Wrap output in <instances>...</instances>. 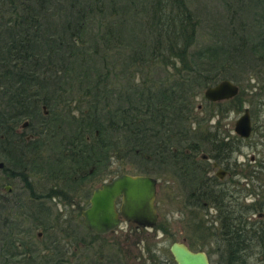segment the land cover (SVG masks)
Segmentation results:
<instances>
[{"label": "trees", "instance_id": "obj_1", "mask_svg": "<svg viewBox=\"0 0 264 264\" xmlns=\"http://www.w3.org/2000/svg\"><path fill=\"white\" fill-rule=\"evenodd\" d=\"M93 1L97 7L99 2ZM160 1L150 4L144 24L146 31L143 35H147L149 43L142 42L131 46L130 63L126 62V67L131 64L137 68L147 64L148 60H153L166 71V77L156 82L142 78L135 83L136 75L133 73L129 76L126 88L118 91V88H111L107 82L108 70L105 69L103 74L95 71L93 78L78 81L79 88L75 94L66 87H47V91L41 95L37 89L45 81L49 86V82L54 79L48 80L46 76L50 67L47 64L52 55L58 53L62 46L69 49L76 47L71 38L66 40L62 35L53 39L47 35L49 6H62V11H65L60 12L62 17L73 15L70 21L74 23V29L86 12L77 6H68L72 12H67L66 5L57 0H0V145L5 143L6 146H12L11 139L24 135L43 138L55 137L57 134L60 135V138H55L58 140L59 152L64 154L63 161H69L67 167L75 170L79 166L86 170L89 164L105 160L108 148L103 142L102 133H117L116 140L120 139L125 156L132 153L134 156L143 157V160L151 161L156 155H161V160L172 167V173L189 189L186 195L189 199L185 202L187 206H198L205 211L212 207L210 211L214 215L213 218L209 217L208 227L213 231H208V234L214 238L212 243L216 242L219 249L228 252L226 256L218 258V264H264V218L252 219V214L264 211V186L256 184L253 179L259 176L264 178V163L258 160L257 164L254 161L256 165L250 164V169H244L243 175L248 183L243 184L251 185L244 190L254 197L241 204L229 200L228 178L220 181L214 175H207L204 166L206 160L202 158L206 155V159L225 164L224 168L229 171L233 165L229 159L238 151V144L247 142L252 145V135L257 133L258 127L262 130L260 136L264 138V126L257 125V119L255 120L259 112L257 101L248 107L254 124L251 127L252 133L244 139L237 134L234 139H230L217 132L214 127L218 126L215 125L213 129L201 127L200 120H196L198 112H194L196 107L192 101L201 87L204 89L223 78L234 81L239 92L233 98L223 99L221 102L206 101L204 106L208 107L226 103V107L215 116L220 117L224 112L231 111V108L241 109L240 104L243 102L240 97L246 90L251 94V102L257 97L263 106L264 0L254 1L258 7L254 25H247L241 14L239 23L237 19L240 17L230 12L233 19L230 24L232 27L227 33L228 39L210 44L203 50L194 49L197 42V20L189 8L185 7L183 0H165L164 4ZM87 9L91 11L90 6ZM70 21H65L67 24L63 30L69 31ZM234 23L238 27H234ZM136 37L137 35L134 39ZM105 55L101 57L104 68ZM251 80L254 82L249 84ZM110 98L117 103L112 110L108 106ZM73 99L77 104L74 107L69 105ZM40 104L43 117L36 119L35 114ZM49 105H52L53 113L47 116L43 108ZM75 109L78 113L76 118L60 115ZM26 118H29L28 124L21 128L20 125ZM42 118L45 120H41ZM102 119L105 124L100 121ZM201 142L206 145L205 151L197 154L203 146ZM260 145V151L264 155V140ZM21 155L26 154L7 148L0 152V159L6 165L16 164L15 168L21 172ZM157 158L160 159L159 156ZM173 161L175 164H172ZM122 165L115 168L113 173L130 171ZM27 189L24 194L17 193L13 197L6 194V197H0V204H3L0 206V241H3V246L10 236L28 235L31 229L39 225L42 233L47 235L46 240L51 245L54 244L52 250L60 249L56 244L57 237L78 236L76 231H72L73 227L78 230L80 225L71 217L62 219L63 214L54 213L50 206L22 205L27 200L38 202L52 195L39 187ZM86 195L88 192L83 197ZM10 201L17 203L16 208L8 206ZM27 221L30 223L27 224ZM159 223L155 226L163 230ZM202 236L205 237L204 234ZM200 243L201 246L205 245L204 240ZM255 248L258 255L253 260L252 251ZM49 264L61 263L56 256L51 255Z\"/></svg>", "mask_w": 264, "mask_h": 264}, {"label": "rangeland", "instance_id": "obj_2", "mask_svg": "<svg viewBox=\"0 0 264 264\" xmlns=\"http://www.w3.org/2000/svg\"><path fill=\"white\" fill-rule=\"evenodd\" d=\"M58 2H62L63 5H66V11L72 12L69 10L68 6L71 8H75L77 6L80 10L83 9L86 14L84 15L80 22H77L78 25L76 29L73 28L74 23L70 21L73 15L70 17L65 16L62 17L59 14L62 11V6H57L55 4H51L49 6L50 16L48 18L49 28H47V35L51 36L53 39L61 37L62 35L67 40L71 38L76 45L72 49L62 46V49H59L58 53L53 54L50 62L47 64L49 67V71L46 76L49 79H53V81L49 82V86L47 85V81L43 82V85L38 90V93L41 95L44 91L50 89H58L60 87L66 89H70L72 94H75V91L78 90V81L82 82L83 79L93 78V72H99L103 74L105 69L108 70L107 82L109 83L111 88H118V91L126 88L128 84L129 76L134 73L136 75L135 83L146 79L149 81H157L166 77V71H163V68L159 66V63H155L150 60L147 64L142 66H137L129 64L128 68L126 67V62H129V56L131 55V46L138 43H146L147 35L143 34L146 31L144 26L145 21L148 17V12L150 11L149 6L151 3H154L156 0H97L99 4L95 7V2L93 0H57ZM255 0H183L185 7L189 8L192 16L195 20H197V42L194 44V49L200 48V50L205 49L206 46L213 45L214 43H220L228 39V30L232 27L230 24L232 23V16L230 12L239 16L237 20L241 19L245 20L247 25L251 26V23L254 25L255 20L258 16V7L254 4ZM161 4H164L165 0L160 1ZM169 4V1H168ZM88 6L91 7V11H88ZM169 7V5L167 6ZM99 8L100 10H97ZM101 11V12H99ZM60 17V19L58 18ZM66 20L71 22L69 25V31L63 30ZM240 23V21H239ZM62 25V26H61ZM234 27H238L237 24H233ZM118 27V28H117ZM137 35L136 39L134 37ZM133 43H132V41ZM106 54V55H105ZM105 55L106 66L103 67L101 63V57ZM130 63V62H129ZM107 67V68H106ZM47 68V67H46ZM134 68H136V72H134ZM170 69V68H169ZM111 70V71H109ZM146 74V75H145ZM127 80V82L125 81ZM254 80L249 81V84H252ZM209 86V85H208ZM48 87V88H47ZM203 87H201L198 95L192 99L194 101V112H198L196 115V120H200L202 123L201 127L213 129L212 127L218 126L214 129L222 133V135H227L228 138L234 139L236 133L233 131V125H235V119L243 113V108L246 106L249 107L250 104L254 103L256 100V107L259 110L257 115L255 116V120L257 119V125L264 126V104L261 105V100L257 97L251 102V94L248 90H246L240 99L243 103H241V109L235 110L231 108V111L224 112L220 117L215 116L219 110H223L226 107V103L223 102L221 104H217L213 106H204L206 104V100L203 98ZM60 100V99H59ZM75 99L70 100V106L77 105L74 102ZM53 102V101H52ZM115 102V101H114ZM112 102V99H108L109 110L115 109L116 104ZM238 102H236L237 104ZM79 107V106H78ZM44 110H46V115L53 113L52 105L44 106ZM41 104L38 106L37 113L35 114V118L39 119L42 116ZM68 114V115H67ZM60 114L62 117L67 116L71 117L78 115L77 109L74 111H68V113ZM102 114V113H101ZM218 115V114H216ZM250 120L252 124H254V120L251 116ZM46 118V117H45ZM26 121L29 118L25 119ZM41 120H45L42 118ZM48 120V119H47ZM103 124H105L104 119L100 120ZM28 122V121H27ZM251 124V127H252ZM19 126V125H18ZM48 126V123H47ZM65 127V124L63 125ZM200 127V126H199ZM256 128L257 133L252 135V141L257 143L255 145L252 142V145L246 144H238V151L231 156L229 162L232 163V167L229 168V174L227 175V183L229 184V200L243 203H247L250 201V198L254 197L249 192L246 193L244 188L249 189L251 187L250 183L243 184L248 181L245 179L243 175L244 169H250L248 165H256L258 164V160L264 163L263 153L260 151L262 146L260 142L264 140L260 136L262 130ZM259 129V130H257ZM117 133H110V131H105L102 133V138L104 139V143L107 144L106 148H108V152L105 153V157L101 163L108 164L109 169L115 170L118 168L116 165L121 164L123 168L130 169V173L141 172L146 169L147 172L150 169L154 168V175L159 176L161 178L160 185L157 184L158 190L156 191L157 198V209H158V222L162 226V229L154 226L151 229H141L133 226H127V224L119 225L118 229L111 234L105 236H127L126 243L129 246V263L136 264V262L141 260V263L147 264V256L148 252H145L146 249L144 247L150 249H155V251H160L159 257L162 259H167L169 257L170 251H168L169 243L173 241H177L180 238L186 240V244L190 245L193 249L203 248L204 250H210L208 252V259H210V264H218V258H216V253L213 252L212 244L209 243L213 241L214 238L208 234V231L211 230L208 227L209 217L214 215L213 211L210 208H207L205 211L201 207L194 206L189 207L185 204L186 200L189 198L186 197L188 190L186 186L180 183L179 177L176 178L175 174L172 173V167L168 165V163L162 162V165H157L154 163V158L151 161L143 160V157L134 156L132 153H129V156H125V149L122 147V143L119 140H116L118 137ZM60 138V135H57L53 138ZM262 138V139H261ZM203 146L199 148V152L197 154L204 153L205 151V143L201 142ZM142 161L140 162L139 160ZM256 161V162H254ZM205 163H207L205 161ZM112 164V166H111ZM204 164V163H203ZM144 167V169H142ZM107 168L106 165L104 168ZM140 169H142L140 171ZM232 169V170H231ZM150 173V172H149ZM213 174V171H210ZM208 173V174H210ZM247 173V171H246ZM100 175L98 174L97 178ZM244 177V178H243ZM254 182L256 184H261L264 186V178L263 177H254ZM244 185V186H243ZM258 190V188L256 189ZM177 194V195H176ZM62 210H66L61 207V204L53 207L52 211L60 212ZM262 216H264V211L260 212ZM253 217H256V214H252ZM252 217V219H253ZM213 218V217H212ZM30 220V219H28ZM27 224L30 222H26ZM79 229L77 230L73 227V231H76L78 236H92L83 226V223L79 224ZM28 226V225H27ZM40 231V235L42 236L40 239L43 241H47V235L45 232L42 233V227L31 229L29 234L36 239V233ZM25 235V236H29ZM202 234L205 235L202 236ZM209 235V236H208ZM63 235L57 237L56 241L61 245L62 242L66 238ZM204 240L205 245L201 246V241ZM98 239H96V242ZM100 241H98L99 243ZM54 244L51 246L53 247ZM57 245V246H58ZM66 245V244H65ZM70 248H72V243L69 244ZM67 246V245H66ZM124 246V244L122 245ZM51 247V248H52ZM121 250V247H118ZM85 249V247L83 248ZM52 250V249H50ZM258 255L257 248L252 251V259L256 260ZM34 264V263H33ZM36 264V263H35Z\"/></svg>", "mask_w": 264, "mask_h": 264}, {"label": "flooded vegetation", "instance_id": "obj_3", "mask_svg": "<svg viewBox=\"0 0 264 264\" xmlns=\"http://www.w3.org/2000/svg\"><path fill=\"white\" fill-rule=\"evenodd\" d=\"M46 112L47 111L45 110V113ZM56 139L47 136L40 138L36 136L34 137L32 135H24L22 137L19 136L18 138L14 137V139H11L12 143L11 141L10 143L12 144V146H6L5 143H3V145H0V152H2L4 149L9 148L13 150L15 149L19 152L21 151L24 155L26 154L25 156H19L20 161H22L23 163V167L21 166L23 168V171L21 172H18L15 168L16 164L6 165L5 163H3L4 161L0 159V163L3 164L2 166H0V197H6V194L9 195V197H13L16 196L17 193L18 195L19 193H27V187H39L41 188L40 190L49 192L48 195H52L47 196L45 199H42L38 202H31L27 200V202H24L22 205H25L27 207H36L37 205L44 207L50 206L52 210L53 207L61 204V207L66 209L65 211L62 210L60 212H57L63 214V218H61L68 219L69 217H71L74 222L80 224L82 223V214L80 213V211L81 209H84L90 205L88 200L90 194L93 193L92 190L99 187L101 183L110 181L111 178H114L122 172L130 175L143 174L144 176L155 177V179L157 180L156 191L158 190L157 184L160 185L159 181H161V178L154 175V168L148 170V172L147 170L140 169V171H142L136 173H130L129 171L123 170H121V172L113 173V170L111 168L109 169L108 164L101 163V161L99 160V162L93 163L91 165L89 164L86 170L80 169L79 166L75 168V170L70 169L69 166L67 167L69 161H63L64 154H61V152H59L60 147L58 146V140ZM158 156L159 158L161 157L160 154L156 155L154 163L159 166L162 165L163 161L161 160V158L158 159ZM206 157L207 156L205 155L202 158L203 160H206L208 164L207 165L205 163L204 165L206 167L205 170L207 172V175H214L218 180L225 181V178H227V175L229 174L228 169L226 170L224 168L226 165L218 164L217 161L209 158L206 159ZM213 163L217 165L214 166ZM172 164H175V162L173 161ZM105 165L107 168L102 169L105 167ZM120 165H122V161L121 164H118L116 166L119 167ZM217 167L224 171V177L221 179H219L218 176L214 174V171ZM210 171H213V174H211ZM98 174L100 175L99 178H97ZM22 177H24V179H22ZM156 191L154 195V204L155 208L157 209ZM85 192H88V195H86V197L84 198L83 195L85 194ZM65 199H68V201H65ZM114 201L115 210L118 211V207L121 204L120 197L115 198ZM10 202L11 204H8V206H13L16 208L17 203H13V201ZM203 204L205 205V203ZM0 206H3V204H0ZM53 212L55 213V211ZM260 212H255L254 214H256V217L252 216L253 219H261V217L264 218V216H262ZM156 213V223H158V209ZM120 215V211H118L117 216L119 217V221L121 224L125 223L127 224V226H133V228H141L137 227L135 222L126 221L125 218H122ZM116 229H118V227ZM116 229H113L111 233H103L102 235L94 233V235L97 236H64L62 238H66L67 241L65 240L61 243V245H58L59 243L57 242L56 244L60 248L57 251L50 250L52 246L49 241L45 242L44 240L42 241L40 239L42 237L40 235V231L36 233V239L30 235L10 236L11 238L5 241V246H3L2 244L3 241H0V264H49L51 255L56 256L61 264H131L129 263L128 256L129 246H127L128 244H125V239L127 238V236H105L113 234ZM91 233H93V231ZM96 239H98V241L100 242H96ZM70 243H72V248L69 250L68 248H70ZM215 243L212 244V250L216 253V258L223 257L224 255L226 256L228 252H225V250L221 248L219 249V247L216 246ZM123 244L124 246H122ZM186 245L190 247V245ZM2 247L5 249H3ZM84 247L85 249H83ZM118 247H121V250H119ZM190 248L193 249L192 247ZM144 249H146L145 252L149 253L147 256V264H176L170 254L171 252L169 253V257L167 260L162 259L158 256L161 254L160 251H155V249L152 248V253L147 247H144ZM199 249L194 250L196 251ZM204 251L208 258V252L210 250L208 249L207 251ZM136 264L143 263H141L140 260L136 262Z\"/></svg>", "mask_w": 264, "mask_h": 264}, {"label": "water", "instance_id": "obj_4", "mask_svg": "<svg viewBox=\"0 0 264 264\" xmlns=\"http://www.w3.org/2000/svg\"><path fill=\"white\" fill-rule=\"evenodd\" d=\"M203 98L210 102H221L233 98L239 92L235 82L229 79H221L203 89ZM44 109V108H43ZM249 109L245 106L243 113L235 119L233 131L240 138H246L252 133L249 116ZM27 121L23 120L21 128L26 127ZM214 166L217 164L213 163ZM3 164L0 163V166ZM214 174L219 179L224 177V171L216 168ZM155 177L142 175H130L121 173L110 181L101 183L99 187L93 189L84 209H81L82 223L85 228L93 233L102 235L111 233L121 224L120 216L126 221L135 222L137 227L151 229L157 222V209L155 208ZM120 197L121 204L118 211L115 210V198ZM168 250L171 252L173 261L176 264H209V259L204 249L194 250L186 245L185 240L179 239L169 243Z\"/></svg>", "mask_w": 264, "mask_h": 264}]
</instances>
